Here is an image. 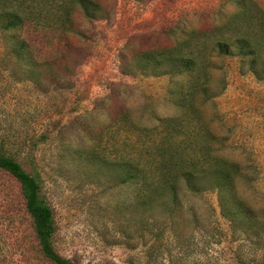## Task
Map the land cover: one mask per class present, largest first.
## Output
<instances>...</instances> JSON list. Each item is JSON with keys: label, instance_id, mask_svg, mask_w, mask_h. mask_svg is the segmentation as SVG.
<instances>
[{"label": "rangeland", "instance_id": "rangeland-1", "mask_svg": "<svg viewBox=\"0 0 264 264\" xmlns=\"http://www.w3.org/2000/svg\"><path fill=\"white\" fill-rule=\"evenodd\" d=\"M98 1L103 16L88 20L76 8L74 30L66 35L54 30L24 33L37 56L51 53L55 61L38 67V73L30 61L26 66L17 57L14 37L0 31L2 149L39 175L41 194L53 213L55 250L77 264H144L158 233V256L152 255L151 260L157 258L151 264H171L172 253H178L174 264H264V237L233 233L215 191L183 200L186 211L177 225L170 224L159 206L140 228V212L132 189L121 185L123 172L116 159V154L135 149L124 143L127 136L143 134L144 127H150L152 136L167 128L176 132L161 120L179 114L180 108L171 90L184 76L162 73L169 65L143 69L132 55L172 44V29L213 28L237 10L236 3ZM255 1L264 8V0ZM7 3L17 4H0ZM56 48L64 55L55 53ZM242 62L237 55L213 54L210 92L220 90L222 80L224 87L212 102L201 104L197 96L195 103L216 137L214 152L242 165L237 189L259 209L264 223V77L258 79ZM121 112L128 122L115 121ZM196 121L186 123L179 138L195 136ZM91 150L115 163L91 165L84 159ZM243 174L250 180L243 181ZM22 203L16 183L0 174V264H51L39 251Z\"/></svg>", "mask_w": 264, "mask_h": 264}, {"label": "trees", "instance_id": "trees-1", "mask_svg": "<svg viewBox=\"0 0 264 264\" xmlns=\"http://www.w3.org/2000/svg\"><path fill=\"white\" fill-rule=\"evenodd\" d=\"M232 1L236 3L237 10L213 28L208 30L180 28L178 31L172 29L169 31L171 36H174L172 44L147 48L132 55L143 69L169 65L168 71L162 73L184 76V79L171 90L174 97L178 96L174 103L180 107L179 114L168 117L165 121L161 120L165 126H171L169 129L176 132H170L167 128L157 136H152L147 132L150 127H144L143 134L137 132L134 139L127 136V140H131L124 143L131 145V148L134 146L135 149L116 154L118 167L123 172L121 185L132 189L134 205L140 212L139 227L141 224L147 226V219L159 206L170 224L177 225L179 224L176 222L177 218L186 211L183 200L205 191H215L220 213L228 219L233 233L241 231L246 237H250L251 234L257 235L260 239L264 237V223L258 218L261 215L259 209H256L237 189L239 177L242 176V165L214 152L213 144L216 137L206 119L200 115V107L195 103L197 96L201 104L212 102L224 87L222 80L220 90L210 92L213 73L209 68L213 65V54L218 57L240 56L243 66L244 64L247 66L245 70L251 71L258 79L264 77V8L259 7L255 0ZM2 2L3 0H0V3ZM16 2V6L10 3H7V6L0 4V31L14 37L15 42L11 46L17 57L26 62V66L30 61L29 65L37 73L38 67L47 64L51 66L55 61L50 58L51 53L48 56L46 54L37 56L27 37H24L27 30L31 32L41 30L44 33L46 30L50 32L54 30L59 31L62 36L74 30L72 14L76 8L88 20H96L104 13L98 0H16ZM176 32L179 33L177 36ZM54 51L61 56L64 55L61 49L56 48ZM258 65L260 66L257 67ZM194 120H197L196 125H193L196 127L195 136L190 139L179 138V135L183 134L181 128ZM115 121L129 120L125 113L121 112ZM130 124L133 128L139 127L136 123ZM185 145L188 148L191 146L197 148L186 149ZM84 159L91 165H101L102 162L115 163L114 158L111 159L95 150L86 152ZM0 174L8 176L16 183L17 195L23 201L24 212L31 220L32 232L43 257L51 264H77L60 255L53 246L54 218L51 207L41 194L39 175L29 173L13 156L6 154L1 141ZM243 176V181L250 180L246 174ZM159 237L158 233L155 234L154 242L147 247L148 255L144 264H151L156 260L157 257L151 259L159 248V245H155V239ZM178 242L180 243V240ZM180 246L182 250V245ZM177 254L172 253L171 264H174L173 257ZM156 255L158 256L157 252Z\"/></svg>", "mask_w": 264, "mask_h": 264}]
</instances>
